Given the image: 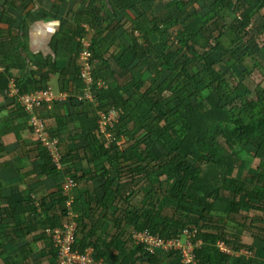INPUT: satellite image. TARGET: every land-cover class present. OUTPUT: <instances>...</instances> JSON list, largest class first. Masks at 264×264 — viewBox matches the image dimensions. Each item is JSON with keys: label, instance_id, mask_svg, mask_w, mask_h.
Returning <instances> with one entry per match:
<instances>
[{"label": "trees", "instance_id": "1", "mask_svg": "<svg viewBox=\"0 0 264 264\" xmlns=\"http://www.w3.org/2000/svg\"><path fill=\"white\" fill-rule=\"evenodd\" d=\"M157 3L186 16H155ZM4 5L0 24L9 29ZM60 33L41 64L5 46L0 29V94L9 96L11 82L16 89L13 115L0 118V152L2 136L26 125L33 143L19 139V147L31 148L40 176L54 183L37 202L27 189L5 196L0 182V264H56L47 231L72 224V249H90L101 264H264V0H88ZM46 67L67 111L42 102L35 115L57 141L58 165L18 101L47 87ZM111 108L117 116L101 132L98 113ZM240 152L253 164L235 174ZM144 231L181 244L186 237L192 261L179 249L134 244L132 233Z\"/></svg>", "mask_w": 264, "mask_h": 264}, {"label": "crops", "instance_id": "2", "mask_svg": "<svg viewBox=\"0 0 264 264\" xmlns=\"http://www.w3.org/2000/svg\"><path fill=\"white\" fill-rule=\"evenodd\" d=\"M87 1L88 0H0V4H5L4 7H6L7 14L11 17H6V20L12 19L9 29H7L6 22L0 24V29L3 31V35H1L2 40L5 41L3 44L8 46V48L16 46V52L19 51L21 57L27 62L38 61L41 64L44 63L42 59L44 60L47 56L51 55V48L56 45L57 41L62 39L61 33L58 35L56 34L61 24L64 23L69 14L85 8ZM100 1L107 3L108 0ZM160 5H162V3H157L153 6V14L155 10H161L162 12V6ZM121 34L122 30L116 29L115 35L120 37ZM8 52L9 54L13 53V51ZM68 59L67 57H54L53 62H55L58 68L68 67V70L72 71L73 63L70 64ZM2 69L3 66L0 65V71H2ZM28 69L30 70V68H26L24 74L28 73ZM50 71L51 69L46 67L45 69H41L39 74H44V72L49 73ZM49 74H51V76L47 82V87L49 86L54 93L60 94L58 93L60 84L58 82L57 73L51 71ZM63 94L66 95L65 92ZM65 99L66 96L58 101H54L50 111L53 110L65 114L67 111ZM14 108L15 106H13L10 97L1 93L0 118H8L10 115H13ZM18 120L14 122H18ZM9 123L7 121L5 127H9L12 124L11 121ZM26 128V125L23 127L21 126V129L18 130V135L11 130L1 138L3 150L0 152V182L5 186L3 191L5 196H8L16 188L22 190L27 189L30 190L31 195L38 202L41 198L46 197L52 192L51 187L54 183L53 180L48 178L44 179L40 176L41 170L39 164L33 159V152L31 148H29L30 143H33V137ZM74 132H72V134H74ZM19 139L27 144L29 149H21L19 147ZM25 153H27L30 161H26V158H23Z\"/></svg>", "mask_w": 264, "mask_h": 264}, {"label": "built area", "instance_id": "3", "mask_svg": "<svg viewBox=\"0 0 264 264\" xmlns=\"http://www.w3.org/2000/svg\"><path fill=\"white\" fill-rule=\"evenodd\" d=\"M88 43L83 41V49L79 55L82 61V67L80 69V76L82 82L85 83V94L86 98L90 97V86L91 77L89 74V52L87 50ZM16 93V89L13 87L11 82L9 85V96ZM64 94H57L48 86L43 90H37L29 94H24L18 97V101L22 106L23 110L29 115L28 123L32 126L36 137L40 143L45 146L52 157L53 163L58 165V154L56 139L51 138L45 129V124L35 115V108L39 103L44 102L49 108L54 101H58ZM99 124L101 132H104L105 125H111V122L115 120L117 116V110L111 108L107 113L99 112ZM72 186V182L67 180L64 184V191H68ZM52 238L53 245L57 249L56 264H101L100 261H96L91 257V250L86 249V252L79 253L72 249L74 242V225L72 224L66 230L62 231L59 228H54L51 231H47ZM186 234V232H185ZM131 239L134 244H141L144 249L148 252H153L155 249H179L182 253V260L184 263L192 261V246L187 244H181L178 239L163 240L157 235H152L148 232H134L132 233ZM220 250L226 251L222 243L218 244Z\"/></svg>", "mask_w": 264, "mask_h": 264}, {"label": "rangeland", "instance_id": "4", "mask_svg": "<svg viewBox=\"0 0 264 264\" xmlns=\"http://www.w3.org/2000/svg\"><path fill=\"white\" fill-rule=\"evenodd\" d=\"M160 6H162V12H161V10H155V12H154L155 16L164 17L166 15H173V16L178 17L180 19L185 18V16H186L185 10H182V11L177 10L173 4H171L169 6H164V5H160ZM249 45H250V47H252L253 42L250 41ZM253 50H254V48H253ZM247 84H250V82L247 81ZM238 158H239V162H240V164H238V165L240 168L238 167V169L235 170V172H234L235 174H236V171H239V170L246 171L252 167V164H253L252 163V157H250L249 154H245L243 152L242 153L240 152L238 154ZM168 214H170V212ZM181 242H183V244H187L188 240L186 237H183Z\"/></svg>", "mask_w": 264, "mask_h": 264}]
</instances>
